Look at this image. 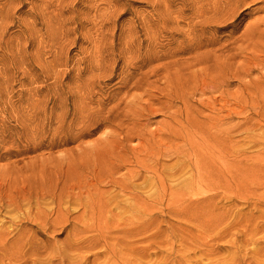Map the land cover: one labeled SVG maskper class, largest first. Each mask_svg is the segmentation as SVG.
I'll list each match as a JSON object with an SVG mask.
<instances>
[{
    "label": "rangeland",
    "instance_id": "obj_1",
    "mask_svg": "<svg viewBox=\"0 0 264 264\" xmlns=\"http://www.w3.org/2000/svg\"><path fill=\"white\" fill-rule=\"evenodd\" d=\"M0 214V264H264V0H0Z\"/></svg>",
    "mask_w": 264,
    "mask_h": 264
},
{
    "label": "bare ground",
    "instance_id": "obj_2",
    "mask_svg": "<svg viewBox=\"0 0 264 264\" xmlns=\"http://www.w3.org/2000/svg\"><path fill=\"white\" fill-rule=\"evenodd\" d=\"M235 160V159H234ZM232 169H233V173H235V170H236V167L235 166H232ZM201 171V170H200ZM232 177L233 178H235L236 177V174H232ZM1 200H3V199H1ZM9 202V201H8ZM10 203V202H9ZM28 203V202H27ZM4 205V204H3ZM13 207V206H12ZM17 207V206H16ZM13 214V213H12ZM1 215V214H0ZM138 220V219H137ZM125 221V220H124ZM141 221V220H140ZM5 222V221H4ZM131 222H133V221H131ZM16 223V222H15ZM135 223V221L133 222V224ZM136 224H137V222H136ZM141 224V223H140ZM1 225V224H0ZM11 225V224H10ZM132 225V224H131ZM135 225V224H134ZM133 225V226H134ZM142 227V226H141ZM139 228V227H138ZM10 230V229H9ZM111 230H109V232H110ZM6 237V236H5ZM14 237V236H13ZM98 238V237H97ZM106 238V237H105ZM4 239V236H3V234L1 233V231H0V241H2ZM7 239V238H6ZM14 239V238H13ZM79 239V238H78ZM104 239V238H103ZM107 239V238H106ZM9 240V239H8ZM90 240V239H89ZM141 240V239H140ZM102 241V240H101ZM112 241V240H111ZM119 241V240H118ZM11 242V241H10ZM9 242V243H10ZM71 242V241H70ZM75 242V241H74ZM76 242H79V241H76ZM84 242V241H83ZM87 242V241H86ZM94 242H95V240H94ZM100 242V241H99ZM136 242V241H135ZM1 243V242H0ZM7 241L6 240H4L3 242H2V244H1V246L0 247H6V245H7ZM70 245V244H69ZM78 245H80V244H78ZM81 245H82V243H81ZM9 246V245H8ZM11 246H13V245H11ZM114 246V245H113ZM92 247V246H91ZM94 247V246H93ZM68 248V247H67ZM71 248V247H70ZM79 248H80V246H79ZM90 248V247H89ZM107 248V247H106ZM114 248H115V246H114ZM2 249V248H1ZM69 249V248H68ZM77 249V248H76ZM81 249V248H80ZM79 249V250H80ZM108 250V249H107ZM115 251H116V249H114ZM86 251V250H85ZM74 252V251H73ZM81 252V251H80ZM98 252H100V250L98 251ZM103 252V251H102ZM6 253V252H5ZM64 253V252H63ZM75 253V252H74ZM79 253V252H78ZM85 254H86V252H84ZM107 253V252H106ZM110 253V252H109ZM72 254V253H71ZM80 254V253H79ZM82 254V253H81ZM89 254V253H88ZM96 254H98L97 252H96ZM121 254V253H120ZM69 255V254H68ZM68 255H66V256H68ZM84 255V254H83ZM60 256H61V254H60ZM66 256H64V255H62V257H61V260H60V264H65L66 263V261H65V259L67 260V259H69V258H66ZM75 256V255H74ZM77 256V255H76ZM75 256V257H76ZM79 256V255H78ZM89 256V255H88ZM92 256V255H91ZM91 256H89V257H91ZM94 256V255H93ZM1 257H2V259H5L6 260V262H7V264H17V263H19V262H22V264H24L25 262H26V255H24V256H22V257H20V256H18L17 254H15V253H11V254H9L8 252L6 253V254H2L1 255ZM58 257V256H57ZM56 257V258H57ZM81 257V256H80ZM87 257V256H86ZM114 258H117V255L116 256H113ZM95 258V257H94ZM110 258V257H109ZM60 259V258H59ZM58 259V260H59ZM87 259V258H86ZM121 259V258H120ZM72 260H73V258H72ZM108 260V259H107ZM70 261V260H69ZM91 261V260H90ZM1 262V261H0ZM68 262V261H67ZM109 262V261H108ZM107 262V263H108ZM2 263V262H1ZM83 263H85V262H83ZM141 263V262H140ZM52 264V263H51ZM68 264V263H67ZM73 264V263H72ZM95 264V263H94ZM124 264V263H123ZM139 264V263H138Z\"/></svg>",
    "mask_w": 264,
    "mask_h": 264
}]
</instances>
